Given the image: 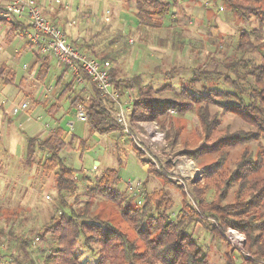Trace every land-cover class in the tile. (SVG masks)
<instances>
[{
    "label": "rangeland",
    "instance_id": "rangeland-1",
    "mask_svg": "<svg viewBox=\"0 0 264 264\" xmlns=\"http://www.w3.org/2000/svg\"><path fill=\"white\" fill-rule=\"evenodd\" d=\"M69 1L70 6L66 9L55 0H42L45 12L55 22L59 18L60 21L57 23L66 29L68 39L69 37L70 40L76 39L80 33L81 36L94 37L99 54L95 55L87 50L90 54L99 59H103L101 54H107V59L104 61L111 67H116L121 78L141 72L145 84L151 85L157 93L166 96H180V81L193 76L192 67L208 64L210 67L218 66L225 69L222 60L227 55L240 56L241 51L235 50V44L241 29H256L255 35L260 34L264 40V26L260 27L257 16L251 15L247 18L238 16L226 3L223 4L222 0L216 2L171 0L172 16L169 15L165 24L161 26L140 22L135 2L128 0ZM262 4L264 8V0ZM78 7L82 12H77ZM83 14L86 16L83 17ZM106 16L109 17L108 20H105ZM70 19H76V26H69ZM10 27H12L10 21L0 18V62H7L13 66L17 76L21 77L27 73L28 69L24 65L34 60L35 52L27 38L19 35L17 30L12 32L8 40L5 39V31ZM209 28L215 38L221 35L223 44H219L217 38H209ZM131 38L134 39L133 42ZM255 55L261 59L259 53ZM174 66L178 70L167 74V71ZM54 72L52 67L48 79ZM169 82L173 84L172 88L158 91ZM220 82V86L229 87L223 80ZM16 89L17 87L12 84L5 89V84L0 83V103L8 99L6 106L0 108L1 113L5 112L6 107L8 109L14 104L21 107L23 102L28 103L27 107L22 108L24 110L20 108L12 114L7 113L5 122L0 115V264H41V258L49 251L52 237L49 234L48 239L41 240L35 235L54 214L69 210V207H64L60 201L54 173L45 172L39 163L27 166L26 152L28 138L44 137L58 124V119L57 113L47 112L30 95L18 92ZM67 96L68 94L61 99L65 107L70 105ZM212 108L221 110L215 105ZM164 118L162 122L132 121L135 132L147 149L144 150L131 137H126L123 143L122 130L118 137V131H114L105 134V138H98L91 131L89 121L74 116L72 132L76 134L75 140L62 151V159L80 172V178L85 173L95 178L108 168H118L120 180L116 186L123 191L129 189L130 181L135 183L143 180L144 196H136L132 192L139 203L145 199L146 192L165 187L174 199L176 212L182 207L189 209L185 197L197 208L194 187L205 179V174L200 172L201 167L215 160L217 155L211 154L194 159L183 153L187 146L196 148L206 143L196 111L190 110L185 114L169 112ZM222 121L224 126L229 124L233 129L252 126L233 112L222 113ZM115 137L122 142L118 149L112 146ZM82 138L87 140L86 149L79 147L78 141ZM136 145L142 152L136 150ZM260 145H264V142H250L231 148L227 166L229 168L235 166L245 147L257 150ZM45 155V151L37 152L38 159ZM155 160L164 171L158 168ZM97 161H101V165H97ZM189 164L191 167H188ZM150 166H155L164 176L175 182L166 181L163 176L150 169ZM196 168L199 170L198 174L193 173ZM181 185L187 187L188 191ZM79 186L78 194L86 192V181L80 179ZM234 189L226 198V202L233 200ZM86 195L88 194H84L78 202L70 196L67 200L68 204L79 208L88 197ZM214 195L215 189L212 188L208 194L209 199ZM93 201L92 214L98 213L100 217L127 229L130 236L137 237L134 229L124 219L122 209L118 205L101 195L94 197ZM133 204L135 205L136 202L134 201ZM11 212H14V215L9 218ZM192 226L195 236L208 251L211 264H225L229 253H232L233 257L239 255L250 257V252L244 249L246 242L243 240L244 237L246 238L244 233L229 227L225 233L226 240L216 236L200 219L195 220ZM11 233L15 235L11 236ZM24 239H31V244L24 245ZM140 242L143 245V241ZM75 249L84 264H98V244L90 248L82 239Z\"/></svg>",
    "mask_w": 264,
    "mask_h": 264
},
{
    "label": "trees",
    "instance_id": "trees-1",
    "mask_svg": "<svg viewBox=\"0 0 264 264\" xmlns=\"http://www.w3.org/2000/svg\"><path fill=\"white\" fill-rule=\"evenodd\" d=\"M128 2H135L137 17L146 25L161 26L169 15L172 16L171 0ZM224 2L234 14L243 18L255 15L260 27L264 26L262 0ZM11 23L13 30L23 25L19 21ZM256 32V29L240 30L235 50L241 51V55H227L222 60L225 69L210 67L208 64L192 67L193 76L180 81L178 97L157 93L151 85L145 84L141 72L121 78L117 68L111 67L112 80L119 89L120 100L130 107L129 116L132 121L162 122L172 109L180 114L196 111L206 143L196 148L187 146L183 153L194 159L217 155L215 160L201 167L205 179L194 187L197 208L185 197L189 209L182 207L176 212L174 199L165 187L146 192L145 199L139 203L129 189L123 191L116 186L120 180V170L115 167L106 169L95 178L86 173L81 178L80 175L77 177L80 172L66 164L61 156L65 147L73 143L76 135L73 133L70 140L66 141L69 132L61 125L51 129L43 138L32 136L28 139L26 165L39 163L45 172L54 173L60 201L64 207H69V210L54 214L35 235L41 240L48 239L49 234L52 237L49 251L41 258V264H84L75 249L82 239L90 248L94 244L99 245L98 264H211L208 251L192 229L193 223L198 219L204 221L221 238L226 239L225 233L229 227L245 234L244 249L250 252V257H233L229 253L225 264H264V145H260L257 150L245 147L235 166H227L231 148L250 142H264V40L260 34L255 35ZM208 35L209 38H217L219 44L224 43L221 35L216 38L212 35L211 28ZM72 42L85 51L99 54L94 37L80 40L76 38ZM256 53L261 55V59ZM101 55L102 61L107 59V54ZM68 70L65 66L64 72ZM176 70L178 68L174 66L167 74ZM49 72L50 63L46 61L39 66L38 79L46 81ZM0 75L5 83L15 82L16 72L7 70L6 65L0 67ZM222 80L229 87L220 86ZM74 81L71 80L62 88L60 101L68 94L72 107L85 103L93 133L121 131L122 126L113 114L114 103L105 98L95 84L90 98L81 94L74 95ZM131 87L137 90V95L132 99L129 98ZM172 87L173 84L169 82L158 91ZM214 105L221 110H213ZM59 106L60 103H54L48 109ZM226 112L240 115L252 126L236 129L229 124L224 126L222 113ZM86 142L85 139L82 140L84 146ZM135 148L142 152L137 145ZM39 150L46 152L45 157L37 158ZM150 169L163 176L166 181L175 182L155 166H150ZM80 179L87 182V189L78 194ZM181 186L188 191L187 187ZM212 188L215 189V195L209 199L208 194ZM233 188L234 198L226 202ZM84 194H88V197L79 208L68 204L70 196L78 202ZM99 195L122 209L124 219L134 229L137 237L130 236L129 231L121 225L100 217L98 213H91L93 198ZM11 213L9 218L14 215V212ZM14 235L11 233V236ZM23 244H31V239H24Z\"/></svg>",
    "mask_w": 264,
    "mask_h": 264
},
{
    "label": "built area",
    "instance_id": "built-area-1",
    "mask_svg": "<svg viewBox=\"0 0 264 264\" xmlns=\"http://www.w3.org/2000/svg\"><path fill=\"white\" fill-rule=\"evenodd\" d=\"M55 1L62 4L66 9L70 6L69 0ZM77 12H82L80 7L77 8ZM85 16L83 14V17ZM0 18L10 22L19 21L23 23L18 28V33L27 38L41 52L55 53L57 64L69 67L79 81H83L86 76L89 77L102 95L114 103L113 114L122 126L123 141L125 142L126 137H131L142 149L147 150L134 130L129 116L130 107L120 100L119 89L112 80L110 64L90 55L87 51L70 41L66 30L45 12L42 0H0ZM107 19H109L108 16ZM76 22V19H72L69 24L74 25ZM133 41L134 39L131 38V42ZM129 91V98L132 99L137 95V90L134 87L129 88ZM27 106V102H23L21 105L22 108ZM76 108L74 116L80 120L88 121V106L81 102ZM170 112H175V110L172 109ZM155 162L160 170L164 169L157 160ZM164 167H166V164ZM193 173L198 174L199 170L196 168ZM79 175L77 173V177ZM143 184V180H138L135 183L130 181L128 187L136 196L143 197ZM185 184L187 185V183Z\"/></svg>",
    "mask_w": 264,
    "mask_h": 264
},
{
    "label": "crops",
    "instance_id": "crops-1",
    "mask_svg": "<svg viewBox=\"0 0 264 264\" xmlns=\"http://www.w3.org/2000/svg\"><path fill=\"white\" fill-rule=\"evenodd\" d=\"M214 1L216 2L217 0H214ZM222 2H223V4L225 3L224 0H222ZM54 10H58V9H54ZM105 18H106L105 20H108L107 16ZM58 21H60L59 18H58ZM58 21L56 20V22H58ZM69 21H71V19ZM69 21H68V24H69ZM69 26L73 27V26H76V25L75 24L74 25H70L69 24ZM15 30H17V33H18V29H15ZM13 31L14 30L12 29V27L8 28L5 31V34H4L5 39L8 40L10 38V35L12 34ZM67 35H68V33H67ZM81 35L82 34L80 33V35L77 37L78 40H80L81 38H86V36H81ZM69 40H70V37H69ZM70 41H72V40H70ZM5 44L6 43L4 42V45ZM29 45L31 46V48L35 52V58H34V60L31 63L24 65V67L26 69H28L27 73L23 74L21 77H19V76H17V71H16V69L13 66H10L7 62H0V67L6 65L7 70H12V71L16 72L15 82H13V83H5L3 78L1 77V75H0V81L3 84H5V89H7V86H9L11 84L15 85L17 87L16 90L18 92H23L26 95H30L33 98V100L37 104L42 105L47 112L53 113V114L57 113L56 117L58 119V124L56 126H58V125H60V123L63 120L64 116L67 113H69L73 107H75V106L72 107L70 99H69L70 105L68 107H65L64 104L61 103L60 98H59V94L61 93L62 88L64 86H66L71 80L74 79L75 81H74V84H73V86H74L73 94L74 95L75 94H81V95H85L87 98H90L92 93L94 92V83L89 78H85L83 81H79L77 79V77L74 75V73L69 69V67H68L69 70L67 72H64L65 66H59L57 64V56H56L55 53H53V52H47V53L45 52V53H43L40 50H38V48L36 46H34L33 44H31L30 42H29ZM46 61H49V63H50V70H51L52 67H54L55 72L53 73V75L49 79L47 77L46 81H42V80L38 79L37 73H38L39 66L42 63L46 62ZM69 74H71L70 77H69ZM7 103H8V99H7V101L3 100V102L0 103V108H4V106H6ZM54 103H60V106L57 107V108H52V110H49ZM48 107H49V109H48ZM20 108H21V110H24L19 105H17V104L15 105L14 104V105L10 106V108H8V109L6 107L4 113H1V111H0V115L2 116L3 122H5L7 113L12 114L14 112H17L18 109H20ZM73 123H74V119H73V121H71V129H70V131H68L69 134L67 136L66 141L70 140L71 135L73 133L75 134V132H72V124ZM3 127H4V125H3ZM53 128H51V129H53ZM90 128H91V125H90ZM48 133H47V135H48ZM110 133H112V132H110ZM93 134L95 136H97L98 138H105V134H101L99 132H94ZM119 135H120V131H118L117 137ZM35 137H38V136H35ZM40 138H43V137H40ZM83 139L84 138L79 140L78 144H79V147H81V148L83 147V148L86 149V147H88V143L86 142L87 144L84 146L82 144V140ZM118 139L115 137V143L112 145L116 149H118V147L122 145L121 140L120 139L118 140ZM120 143H121V145H119ZM123 143H125V142H123ZM26 154H27V152H26ZM25 164H26V161H25ZM97 165H101V161H97ZM145 168H146V166H145ZM86 174H89V173H86Z\"/></svg>",
    "mask_w": 264,
    "mask_h": 264
},
{
    "label": "water",
    "instance_id": "water-1",
    "mask_svg": "<svg viewBox=\"0 0 264 264\" xmlns=\"http://www.w3.org/2000/svg\"><path fill=\"white\" fill-rule=\"evenodd\" d=\"M76 109H77L76 106L73 107V108L71 109V111H70L69 113H67V114L64 116L63 120H62L61 123H60V125H61L66 131H70V129H71V121H73V119H74V115H75ZM200 172H202V171L200 170ZM243 240H244V242H245L246 238L244 237Z\"/></svg>",
    "mask_w": 264,
    "mask_h": 264
},
{
    "label": "bare ground",
    "instance_id": "bare-ground-1",
    "mask_svg": "<svg viewBox=\"0 0 264 264\" xmlns=\"http://www.w3.org/2000/svg\"><path fill=\"white\" fill-rule=\"evenodd\" d=\"M188 167H191V165L189 164Z\"/></svg>",
    "mask_w": 264,
    "mask_h": 264
}]
</instances>
